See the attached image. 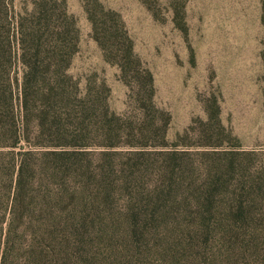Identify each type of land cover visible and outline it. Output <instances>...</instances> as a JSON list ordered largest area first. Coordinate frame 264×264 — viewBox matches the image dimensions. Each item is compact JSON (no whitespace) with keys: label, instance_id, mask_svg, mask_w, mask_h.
Masks as SVG:
<instances>
[{"label":"trees","instance_id":"trees-1","mask_svg":"<svg viewBox=\"0 0 264 264\" xmlns=\"http://www.w3.org/2000/svg\"><path fill=\"white\" fill-rule=\"evenodd\" d=\"M65 6L37 0L14 27L0 23V264H87V236L117 188L95 148L167 129L144 111L117 113L105 81L73 71L79 28ZM89 18L105 57L148 108L153 73L137 64L133 41L116 23ZM200 169V264H264V145L212 149ZM131 205L139 214L143 203Z\"/></svg>","mask_w":264,"mask_h":264},{"label":"rangeland","instance_id":"rangeland-1","mask_svg":"<svg viewBox=\"0 0 264 264\" xmlns=\"http://www.w3.org/2000/svg\"><path fill=\"white\" fill-rule=\"evenodd\" d=\"M34 1L0 0V23L14 27ZM54 1L79 28L73 71L105 81L107 101L122 116L167 119L165 132L143 142L95 148L117 188L87 236V264H200L194 184L205 153L264 145V0ZM89 12L97 23H116L133 41L137 64L153 73L148 108L105 57Z\"/></svg>","mask_w":264,"mask_h":264}]
</instances>
